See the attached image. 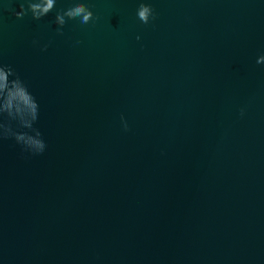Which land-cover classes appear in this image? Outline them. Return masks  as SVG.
<instances>
[{"label": "water", "instance_id": "obj_1", "mask_svg": "<svg viewBox=\"0 0 264 264\" xmlns=\"http://www.w3.org/2000/svg\"><path fill=\"white\" fill-rule=\"evenodd\" d=\"M87 2L57 35L0 0L48 144L0 138V264H264V0Z\"/></svg>", "mask_w": 264, "mask_h": 264}, {"label": "clouds", "instance_id": "obj_2", "mask_svg": "<svg viewBox=\"0 0 264 264\" xmlns=\"http://www.w3.org/2000/svg\"><path fill=\"white\" fill-rule=\"evenodd\" d=\"M9 0H5V10L11 11L13 15L22 20L31 14L35 21L42 20L49 13L55 11L54 23L57 35H63L64 27L69 21H79L81 25L95 23L99 17L94 14L87 0H69V6L56 8L57 0H20L19 11L6 7ZM137 19L144 25H149L156 19L154 8L147 0H140L136 9ZM139 40V37H137ZM34 40L33 44L38 45ZM48 45H43L42 51L47 50ZM256 63L264 65V54L260 55ZM245 109H240V116L243 117ZM39 116V103L36 97L30 92L25 80L15 69L0 60V117H6L9 121H16L19 128L26 131H15L9 125L0 123V138H13L22 150L33 156L44 155L48 144L42 133L33 125ZM122 130L128 132L129 125L121 116Z\"/></svg>", "mask_w": 264, "mask_h": 264}]
</instances>
